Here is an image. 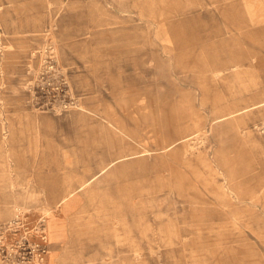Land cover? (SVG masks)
<instances>
[{
  "label": "rangeland",
  "instance_id": "1",
  "mask_svg": "<svg viewBox=\"0 0 264 264\" xmlns=\"http://www.w3.org/2000/svg\"><path fill=\"white\" fill-rule=\"evenodd\" d=\"M0 264H264V0H0Z\"/></svg>",
  "mask_w": 264,
  "mask_h": 264
},
{
  "label": "crops",
  "instance_id": "2",
  "mask_svg": "<svg viewBox=\"0 0 264 264\" xmlns=\"http://www.w3.org/2000/svg\"><path fill=\"white\" fill-rule=\"evenodd\" d=\"M80 187L81 186H79L78 188H77V190L79 189L80 190ZM73 192H75V191H73ZM72 193V192H71ZM71 195V194H70ZM64 199V198H63ZM62 199V200H63ZM62 200H61V202H62ZM55 217V216H54ZM54 217H50V221H49V233H50V239H53V240H55L56 241V235H57V233H59L60 231H61V229H62V227H60V224L59 223H61V222H59V223H57L55 220H54ZM55 218H57V219H59L60 220V218H59V216L58 217H55Z\"/></svg>",
  "mask_w": 264,
  "mask_h": 264
},
{
  "label": "built area",
  "instance_id": "3",
  "mask_svg": "<svg viewBox=\"0 0 264 264\" xmlns=\"http://www.w3.org/2000/svg\"><path fill=\"white\" fill-rule=\"evenodd\" d=\"M37 249H38L37 250V257H38L37 260L44 259V256L47 253V245L44 243H41V244L38 243Z\"/></svg>",
  "mask_w": 264,
  "mask_h": 264
}]
</instances>
